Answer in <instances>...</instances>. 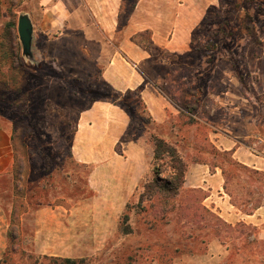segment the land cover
<instances>
[{
	"label": "rangeland",
	"instance_id": "1",
	"mask_svg": "<svg viewBox=\"0 0 264 264\" xmlns=\"http://www.w3.org/2000/svg\"><path fill=\"white\" fill-rule=\"evenodd\" d=\"M39 6L0 0L1 49L12 42L20 53L0 59V132L12 136L21 116L32 133L20 148L22 178L12 144L9 155L1 151L0 169L12 160L0 173V264H64L65 257L84 258L79 264H264V221L246 216L264 206V2L220 0L182 52L144 37L151 56L139 68L165 99L161 122L141 88L119 93L101 79L111 51H81L70 41L55 58L44 45ZM26 13L34 25L32 58L18 32ZM95 101L126 110L130 126L114 153L123 154L132 138L145 148L146 164L133 157L121 172L92 174V164L75 160L81 112ZM151 133L170 139L185 160L175 196L154 186ZM103 144L105 155L110 144ZM103 166L112 170L114 162ZM125 213L129 232L121 228Z\"/></svg>",
	"mask_w": 264,
	"mask_h": 264
},
{
	"label": "crops",
	"instance_id": "2",
	"mask_svg": "<svg viewBox=\"0 0 264 264\" xmlns=\"http://www.w3.org/2000/svg\"><path fill=\"white\" fill-rule=\"evenodd\" d=\"M127 1L39 0L36 13H42L38 23L45 37L44 45L53 50L55 58L58 51L68 49L65 44H70V41L76 42L77 49L81 51L91 49V45H98L102 51H111L101 70V79L119 93L141 88V98L150 114L161 122L168 108L165 99L149 87L146 75L139 68V63L151 56L144 37H150L155 46L172 52L185 51L192 41L194 29L211 7L220 4V0H133L129 9ZM130 122L126 110L115 102H93L79 118L72 142L75 160L92 164V174L102 168L104 173H114L117 169L121 172L133 157H136L138 165L146 164L145 148L132 138H127L123 154L114 153V147L127 135ZM112 131L116 132L114 136L110 134ZM0 134L3 140V145L0 144L2 160L1 151L7 150L9 155L12 143L7 130H1ZM104 142L110 144L105 155L101 152ZM106 162H114L112 170L103 166ZM9 163L0 169V173L7 169ZM213 176H218V173ZM246 216H258L260 221H264V206Z\"/></svg>",
	"mask_w": 264,
	"mask_h": 264
},
{
	"label": "trees",
	"instance_id": "3",
	"mask_svg": "<svg viewBox=\"0 0 264 264\" xmlns=\"http://www.w3.org/2000/svg\"><path fill=\"white\" fill-rule=\"evenodd\" d=\"M247 1L253 2L254 0H247ZM259 1L264 2V0H259ZM8 25L13 26L14 22H10L8 23ZM9 29H7V31H8V39L10 41L11 31ZM4 47L5 49H1L3 48V45L2 43H0V59H4L8 56L18 57L20 55L18 49L16 50V47L13 45L12 42H7V45ZM0 63H2V61H0ZM8 83L9 82H7L6 84ZM150 119L154 121L151 117ZM20 120L21 121L16 120L13 122L11 143L13 146L14 158L16 161L15 175L17 177L22 178L25 161L22 158L20 148H25L26 142L25 141L23 142V140L32 133H27L25 131L27 129V126L23 125L24 120H22L21 116H20ZM151 137L153 142L155 143V148L153 151V157H154L153 170L155 173L154 186L158 188L162 186V190H164L169 194H173V196H175L177 195L178 189H180L185 182V173H186L185 160L183 156L178 152L175 144L170 142L171 141L170 139L166 140L165 139L166 137H163L156 133H151ZM166 164L169 165L170 170L167 172H163V165ZM164 173H167L166 177H163ZM148 187L151 188L152 185L149 184ZM123 219H124L123 221L124 225H122L121 228L124 232H129L132 228L130 223V215L128 213H125ZM219 221L221 220L219 219ZM62 261L64 264H79L81 261H84V258L76 259L72 257H65L64 259H62Z\"/></svg>",
	"mask_w": 264,
	"mask_h": 264
},
{
	"label": "water",
	"instance_id": "4",
	"mask_svg": "<svg viewBox=\"0 0 264 264\" xmlns=\"http://www.w3.org/2000/svg\"><path fill=\"white\" fill-rule=\"evenodd\" d=\"M19 37L23 44V52L27 57L32 58V44L34 38V25L29 14H22L18 21Z\"/></svg>",
	"mask_w": 264,
	"mask_h": 264
}]
</instances>
